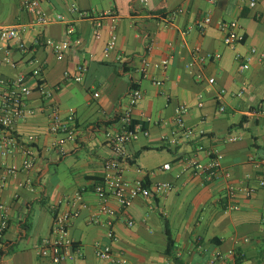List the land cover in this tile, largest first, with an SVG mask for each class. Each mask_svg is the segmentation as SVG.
<instances>
[{"label":"crops","instance_id":"1","mask_svg":"<svg viewBox=\"0 0 264 264\" xmlns=\"http://www.w3.org/2000/svg\"><path fill=\"white\" fill-rule=\"evenodd\" d=\"M249 2L43 0L41 8L50 22L36 27L33 17L22 9L21 0H0V26L26 25L23 40L35 49L33 54L13 49L10 58L17 66H1L2 74L29 72L27 61L35 56L46 62L43 80L53 90L50 101L33 93L30 107L34 114L16 126L19 135L38 137L35 166L28 173L7 176L5 182L0 168V222L3 217L8 220V228L0 236V264H57L37 255L41 241L50 236L56 210L77 213L69 233L81 250V256L60 264H114L95 256L96 242L110 243L102 222L111 218L100 213L93 189L102 181L104 164L112 156L105 135L116 126L134 83L144 98L134 110L133 122L148 134L140 133L127 146L131 163L123 179L130 183L168 182L175 188L166 195L138 197L126 209L110 199L116 212L113 230L117 240L112 247L122 256L123 264H206L212 251L230 249L243 253L244 264H264V186L258 185L264 181V0H256L253 8ZM179 9L183 12L170 19ZM87 13L108 14L98 38ZM207 15L211 23L204 33L189 29ZM60 16L64 19L59 20ZM220 22H235L243 41L225 45ZM113 36L115 46L105 56ZM45 39L68 40L71 47L58 55L36 45ZM253 48L256 55L240 72L235 55L247 56ZM195 49L211 54L212 59L189 67ZM144 59L151 63L168 60V68L162 73L151 67L148 77L139 81L135 69ZM79 66L87 71L83 80L76 82ZM197 75L202 80H197ZM156 80L162 81V86H156ZM34 83L30 80L31 86ZM222 90L225 93L219 99ZM50 102L58 105L64 119L74 113L75 141L50 133ZM180 104L189 107L185 126L193 136L172 145L174 110ZM221 106L223 113L219 112ZM229 136L239 140L227 142ZM213 150L222 154V165L231 173L233 183L255 187L250 198L236 200L238 210L225 207L224 182H205L186 168L185 159L196 157L205 163ZM21 159L18 150L0 154V166H19ZM165 164H170L171 170H163ZM77 193L82 198L75 203ZM126 220L134 225L128 226ZM165 221L174 241L170 254L166 251ZM197 237L201 245L195 242Z\"/></svg>","mask_w":264,"mask_h":264},{"label":"built area","instance_id":"2","mask_svg":"<svg viewBox=\"0 0 264 264\" xmlns=\"http://www.w3.org/2000/svg\"><path fill=\"white\" fill-rule=\"evenodd\" d=\"M43 0H21L22 9L33 17V26L41 27L47 25L50 20L41 8ZM147 2V0H141ZM211 4H216L220 0H208ZM256 0H250L249 6L255 7ZM75 8V6H74ZM73 8V9H74ZM182 9L173 12L170 19L182 13ZM106 13L92 14L87 13L86 17H90L95 26V36H100L101 22L107 17ZM59 20L64 19L62 16L58 17ZM211 23V17L207 15L203 19L195 22L189 29L198 30L204 33L207 26ZM219 30L224 34L223 42L227 46H235L240 44L244 36L237 29L235 22H220L218 24ZM27 30L26 25H17L12 27L0 26V67L8 65L16 68V63L10 58L13 49L20 52L32 53L35 49H30L23 40V35ZM75 44L78 40L74 41ZM43 48H50L56 54L61 55L71 47V42L68 40L63 42H55L51 39H45L41 43ZM115 46V36L108 42L104 54L108 56ZM151 44L150 50L152 49ZM256 49H251L250 54L242 56L241 54L235 55V60L238 62V69L240 72L245 70L256 55ZM211 54L203 55L199 49L193 52V60L188 64L189 67L195 63H203L212 59ZM122 56H118V60H122ZM30 66L29 72H20L14 76H5L0 70V154H6L13 150H18L21 154V163L17 165H2L0 168L5 173L1 178L2 182L6 181L7 176H16L19 173H28L35 166L38 156V137L34 135L21 136L16 132L17 124L34 114V109L30 107L31 95L37 93L39 98L50 101L52 98L53 90L43 80V73L45 71L46 62L31 56L27 61ZM169 61L162 60L159 63H151L149 60L144 59L141 66L135 69L136 74L139 76L138 80L148 77V71L151 67L165 73L168 68ZM85 66H79L77 73L74 76V81L81 82L86 73ZM197 80H202L201 75L196 76ZM30 80H33L34 86L30 85ZM156 86H162L163 82L156 80ZM134 87L130 88L128 103L123 110L121 116L114 129L109 130L105 137L109 145L112 156L106 160L104 164V176L102 181L97 184L93 193L100 201L99 211L102 214L110 216L111 219L103 221L102 224L107 227V238L110 241L108 244L96 242L94 244L95 256L100 260L111 261L114 264H123L125 261L122 256L116 253L112 247L117 238L113 230L114 219L116 212L110 207V199H114L121 209L128 208L131 203L138 197H151L153 195H166L174 190V185L168 182H160L155 184H147L145 182L137 181L135 183L127 182L123 179L127 167L131 163V157L127 152V146L136 140L140 133L147 135L148 133L143 130L141 125H133V113L135 108L141 103L144 98V93L138 84L134 83ZM225 93V90L219 92V99ZM50 108L49 113V131L52 134H63L68 141L76 140V125L75 115L70 113L67 119L62 118L60 108L53 102L48 104ZM202 107V102L199 103ZM189 112V107L186 104L178 105L174 110L175 131H173L170 144L175 145L179 139L189 140L193 136L192 130L185 126V116ZM219 112H225V108L221 106ZM239 140L238 137L229 136L227 142H235ZM60 151H63V145H59ZM223 156L220 152L213 150L208 153V161L201 163L196 157L185 159L186 168L191 170L195 175L201 177L205 182L213 183L222 181L225 184L224 200L227 209L238 210L239 206L236 200L239 197L250 198L255 192V187L246 184H235L232 182L231 173L226 170L222 165ZM163 170H171L170 164H165ZM137 172H141L140 169ZM181 174H177L179 178ZM259 186H264V181H259ZM31 187V185H29ZM81 194H75L73 199L75 203L81 202ZM2 207L0 202V208ZM82 207H86L82 204ZM75 211L62 212L56 210L54 212L53 226L51 228L50 236L41 241L37 249V255L41 258L49 259L53 263H63L71 260L76 256H81V250L75 246L72 240L69 229L72 219L76 216ZM98 222V220H96ZM128 226L132 227L134 223L126 220ZM8 228V220L3 217L0 222V236L3 235ZM197 245H201V238L195 239ZM244 242H249V239H244ZM202 247V246H201ZM206 264H244L243 253L230 249L228 251L215 250L209 254Z\"/></svg>","mask_w":264,"mask_h":264},{"label":"trees","instance_id":"3","mask_svg":"<svg viewBox=\"0 0 264 264\" xmlns=\"http://www.w3.org/2000/svg\"><path fill=\"white\" fill-rule=\"evenodd\" d=\"M134 86L135 85H131V87H134ZM133 125H136V124L133 122ZM164 232H165L166 239H167V250L166 251H167V254H170L174 246V241L172 239V233H171L170 227L166 221L164 222Z\"/></svg>","mask_w":264,"mask_h":264}]
</instances>
